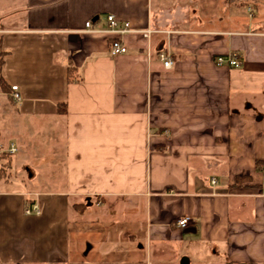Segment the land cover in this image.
<instances>
[{"label":"crops","instance_id":"obj_1","mask_svg":"<svg viewBox=\"0 0 264 264\" xmlns=\"http://www.w3.org/2000/svg\"><path fill=\"white\" fill-rule=\"evenodd\" d=\"M0 47V264H264V0H0Z\"/></svg>","mask_w":264,"mask_h":264},{"label":"built area","instance_id":"obj_2","mask_svg":"<svg viewBox=\"0 0 264 264\" xmlns=\"http://www.w3.org/2000/svg\"><path fill=\"white\" fill-rule=\"evenodd\" d=\"M106 27L105 28H94L93 23L91 21L87 22L85 24L86 32L91 34H101V35H107L111 37L110 41V49L109 52L111 56H118L122 55L128 52V48L122 43L121 37L134 33V31L131 29V26L128 22H121L118 19H116L113 15H108L106 17ZM150 34V31L146 32V35L148 36ZM159 59L163 63V66L165 69L169 70L171 69L173 62L170 58V56L167 53H160ZM215 64L217 66H224L227 65L231 68H238L240 66V62L235 54L230 53L226 55L225 57H217L215 59ZM12 91V98L16 101H20V96L18 94V87L17 86H11ZM10 152H14V148L11 147L9 149ZM212 184H214V181H212ZM26 215H35L39 216L40 211L37 205H33L25 210ZM188 218L184 217L177 221L176 226L179 228H184L188 223Z\"/></svg>","mask_w":264,"mask_h":264},{"label":"rangeland","instance_id":"obj_3","mask_svg":"<svg viewBox=\"0 0 264 264\" xmlns=\"http://www.w3.org/2000/svg\"><path fill=\"white\" fill-rule=\"evenodd\" d=\"M58 132V136L60 138V131ZM61 167L60 164L57 165V171H60ZM56 183L53 184V188H58L59 186V182H60V172H58V174L56 175ZM58 190V189H56ZM124 201H121V203H123ZM128 203V201H125ZM116 215H110L112 214L111 211H108V215H105L106 221L109 223L111 228H115V230H122V231H127V229H129V227H125V225H127V222L129 221V216L128 213L132 212V211H127V210H117L114 211ZM140 213V210H139ZM131 215V214H129ZM143 216H144V211H143ZM110 217H115L114 219L116 220V222H114ZM110 220L112 222H110ZM114 223H116L115 225H113ZM103 228V227H101ZM123 228V229H122ZM121 231V232H122ZM121 232L118 231V235L121 234ZM107 236H109V234H107ZM109 240V239H107ZM113 242V241H112ZM113 245V243H111ZM119 245V243H118ZM154 245V244H153ZM152 245V246H153ZM116 250V249H115ZM154 251L152 250V255L153 257L151 258V264H178L179 261L178 259L180 258V256L182 257H187L188 259H190L191 264H211V260L205 256L204 253V248L202 246H200L199 244L196 243H187L186 245L180 244V243H173L170 244V246H166V248L164 250H162L161 252H159L158 250L154 249ZM119 251H115L112 253L113 256L118 255ZM175 260V258H177ZM219 260V259H216ZM215 263V261H214Z\"/></svg>","mask_w":264,"mask_h":264},{"label":"water","instance_id":"obj_4","mask_svg":"<svg viewBox=\"0 0 264 264\" xmlns=\"http://www.w3.org/2000/svg\"><path fill=\"white\" fill-rule=\"evenodd\" d=\"M180 264H189V260H188L186 257H183V258L180 260Z\"/></svg>","mask_w":264,"mask_h":264},{"label":"trees","instance_id":"obj_5","mask_svg":"<svg viewBox=\"0 0 264 264\" xmlns=\"http://www.w3.org/2000/svg\"><path fill=\"white\" fill-rule=\"evenodd\" d=\"M2 54V52H1V47H0V55ZM69 73H71V72H69ZM241 180V178H238L237 179V184H238V181H240Z\"/></svg>","mask_w":264,"mask_h":264}]
</instances>
